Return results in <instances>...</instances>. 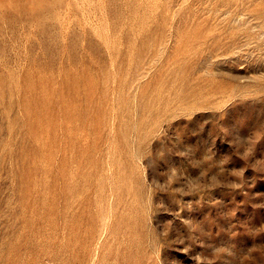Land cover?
Wrapping results in <instances>:
<instances>
[{"label":"rangeland","instance_id":"1","mask_svg":"<svg viewBox=\"0 0 264 264\" xmlns=\"http://www.w3.org/2000/svg\"><path fill=\"white\" fill-rule=\"evenodd\" d=\"M0 264H264V0H0Z\"/></svg>","mask_w":264,"mask_h":264}]
</instances>
